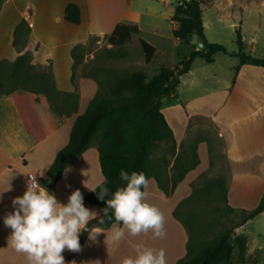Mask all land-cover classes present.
Returning a JSON list of instances; mask_svg holds the SVG:
<instances>
[{"label": "crops", "instance_id": "0c3cea01", "mask_svg": "<svg viewBox=\"0 0 264 264\" xmlns=\"http://www.w3.org/2000/svg\"><path fill=\"white\" fill-rule=\"evenodd\" d=\"M132 1L44 0V6L39 7V0H8L0 12V28L7 27L8 34H12L24 17L28 6L34 7L29 39L31 43L38 44L37 58L50 62L54 90L49 94L48 103L49 111L57 123V130L37 143L35 138L26 132L16 109L15 114L12 112L4 123L0 122V161L9 155L16 154L19 157L17 168L8 163L0 164V192L5 191L0 194V254L13 256L12 264H28V261L24 254L17 253L12 248L9 237L12 230L4 226L3 218L13 210L12 199L22 196L26 191L28 174L36 173L38 180H46L47 171L57 153L69 142L75 119L85 112L89 102L98 93V81H105L108 72L102 65L107 64L108 61L103 62L106 58L102 59L103 54H99L101 48L105 49L104 54L116 53L115 56H111L117 58L120 63L127 61V47L130 42L123 46H114L109 44L107 39L120 22L138 26L140 12L132 11L134 10ZM229 1L233 3V7L237 3V8L234 9L241 13L264 12V0ZM70 3L77 4L81 14L80 28L73 38L67 36L63 23L66 7ZM261 30L260 25L255 28L256 35L251 39L253 44L257 42ZM92 38L97 39L93 46L90 45ZM77 45H82L86 51L81 65L76 69L72 49ZM238 64L232 68L230 78L219 80L216 94L221 98V103L216 111L208 113L211 117L195 114L183 103L172 106V122L166 116L175 136L177 154L197 143L200 160L199 165L186 174L172 195L167 196L154 178L148 180L144 189L147 192L146 201L159 202L161 209H164L162 211H165L164 223L168 226L169 232L160 239L170 241V245L164 249L167 264H176L186 256L189 240L188 229L174 217L173 212L182 200L192 194V183L210 168V144L206 139L197 140L192 136L191 127L198 129L206 123L222 141L221 151L228 171L225 185L228 205L231 208L251 211L263 198L261 194H264V68L245 64L237 72ZM101 71L105 75L101 74ZM74 93L78 95L76 105L73 102L74 98L68 96ZM178 96L177 92L172 99L175 100ZM74 107L76 112L67 116L66 113ZM40 171H43L42 177L39 175ZM93 175L96 176L97 182L104 180L99 165L97 143H94L65 170L54 188L57 200L59 201L56 193L58 194L64 187L70 192L79 189L85 198L91 192L87 187L93 185ZM43 184L46 188L49 183ZM9 186L10 190L6 191ZM253 194L260 196L253 199ZM249 201L255 202L256 206L253 209H248ZM84 204L89 209L102 214L100 207L85 202ZM258 218L264 219V212L241 226L238 235L245 236L243 232ZM114 227H122V225L113 224L108 229H92L94 232L108 233ZM136 237L141 240L142 235L126 236L125 234L122 238L127 239L133 247V240ZM149 240L155 241V238ZM90 244L91 240L87 235L83 247L72 260L67 259L70 251L66 250L68 264H75L77 259L87 252ZM147 245L148 248L155 249L149 243Z\"/></svg>", "mask_w": 264, "mask_h": 264}, {"label": "trees", "instance_id": "16d2710c", "mask_svg": "<svg viewBox=\"0 0 264 264\" xmlns=\"http://www.w3.org/2000/svg\"><path fill=\"white\" fill-rule=\"evenodd\" d=\"M7 1L0 7V12ZM38 5L43 7L44 0H39ZM201 5L202 0L182 1L175 8L171 21L177 25L173 30L175 38L188 43L192 35L196 33L205 49L191 51L188 58L180 61L177 66L170 67L162 62L163 55L158 52L154 45L143 38H139L145 63L152 66L153 62L158 60L161 64L156 75L148 77L142 71H134L123 75L113 74L112 79L106 85L98 81V93L89 102L85 112L75 119L68 144L57 153L47 171L46 180L42 179V183L48 182L51 188H55L65 170L73 165L94 143H97L101 173L104 180H107L106 186L111 192H115L119 187L126 185V182L119 178L120 170L124 169L129 175L132 172H143L148 180L154 178L159 188L167 196L174 193L178 184L189 171L199 165L200 160L197 154V143L190 145L188 152L177 154L174 133L162 112V99L177 95L181 77L190 72L192 64L197 58L204 59L211 64L214 62V56L217 53H222L239 59V64L236 67L237 72L245 64L264 68V59L245 52L243 37L239 29L236 30L237 51L235 52L228 51L221 44L208 42ZM33 14L34 7L28 6L24 17L13 31L10 44L1 42L8 32V28H0V56L3 55V58L0 59V79H12L16 81V84L22 85V88L18 87L0 93V97L10 96L26 132L31 134L39 143L57 130V123L49 111L48 103L49 94L54 90L51 73L50 87L44 86L43 91L29 89L33 87V82L37 79L36 74H31V66L24 53L29 45H34L33 52L35 54L38 50V44L31 43L29 39ZM80 22L79 6L75 3L68 4L63 23L69 38L77 35ZM140 33L139 26L120 22L107 40L111 45L123 46L132 40L133 35ZM85 51L86 48L82 45H77L72 49V56L75 61L74 68L77 69L81 65ZM13 55H17L15 59H11ZM4 60L11 61L7 66L8 70L1 68V65L5 63ZM39 60L43 61L44 59ZM50 68L51 65L48 61L49 72ZM39 77L43 82L44 76L40 75ZM0 84H2L1 80ZM42 84L45 85V83ZM103 89L107 90L105 94H101ZM68 96L74 98L75 101L73 102L76 105L78 95L74 93ZM75 112L76 107L67 112L66 115L69 116ZM162 142L169 146L171 156L174 159L172 168L175 173L172 177H168L166 172L162 171L160 164L152 160L157 145ZM201 180H206L205 174H201L192 183V194L182 200L175 208L173 215L179 221L181 220L177 214L180 207H189L193 204L199 195L195 192L194 186ZM225 184V181L219 178L209 181V185L219 188L224 201L228 204ZM84 202L101 209L105 207L104 201L99 200L92 191L85 196ZM263 212L264 197L253 210L241 211V221L234 225L230 231L222 232L214 240L202 244L197 241L196 236L189 235L187 254L176 264H233L235 250H237L238 260L245 262L248 240L242 235H236L231 240V231L245 225ZM109 214L111 215V213ZM89 223L92 228L101 229H108L116 224L114 220L102 225L97 224L96 220ZM87 235L88 233L84 232L80 237L81 248ZM79 251H70L67 259L72 260Z\"/></svg>", "mask_w": 264, "mask_h": 264}, {"label": "rangeland", "instance_id": "374dc122", "mask_svg": "<svg viewBox=\"0 0 264 264\" xmlns=\"http://www.w3.org/2000/svg\"><path fill=\"white\" fill-rule=\"evenodd\" d=\"M5 1L0 0V7ZM182 1L184 0H133L131 3L134 10L132 11L140 12L138 26L141 28V33L133 36V39L128 44V59L126 62L120 63L117 58H113L116 53L111 52L113 56L104 54L105 49L101 48L99 54H103L101 56L102 59L106 58L103 62L108 61L107 64L103 63L102 66L108 73L105 76V81L102 82L100 80V82L106 85L112 79L113 74L123 75L134 71H142L148 77L156 75L161 64L158 60L154 61L152 66L145 63L139 38H143L154 45L158 52H161L163 55L162 62L170 67H175L180 61L188 58L191 51L204 50L205 47L201 46L202 42L196 33L192 35L188 43L178 40L173 35V30L177 25L171 21V16L177 5ZM201 8L203 11L202 17L205 35L208 42L221 44L228 51L235 52L237 51L236 30L239 29L244 39L245 52L254 57L264 59V12L261 14L256 11L241 13L237 9H234L237 8V3L233 7V3L229 0H202ZM258 25L261 26L262 30L258 33L257 42L253 44L251 39L256 35L255 28ZM12 34H8L7 32L1 42L10 44ZM96 40V38H92L90 45L93 46ZM33 47L34 45L27 46L24 52L31 66V74L37 75V79L33 82V87L29 89L43 91L45 89L44 86L50 87L51 85L48 60H39L33 52ZM16 56L13 55L11 59H15ZM1 58H3V55L0 56ZM97 59L99 60L100 58ZM4 62L1 68L8 70L7 66L11 61L4 60ZM238 63L239 60L237 58L222 53H217L214 56V63L211 64L201 58L195 59L190 72L181 77L178 98L174 100L172 97H164L162 99V112L165 117L167 116L170 122H172V106L180 105L181 103L188 105L195 114L211 117L208 113H211L213 110L216 111L217 106L221 103V98L216 94L219 80L230 78L232 68ZM101 74L105 75L103 71H101ZM40 75L44 76L43 82L39 77ZM0 80L2 82L0 84V93L11 91L18 87L22 88L21 84H16V81L12 79ZM42 83H45V85ZM106 91L103 89L101 94H105ZM12 112L15 114V106L10 96L4 95L0 97V122L4 123L11 116ZM202 125L198 129L191 127V132H193L192 136H195L197 140L201 138L209 142L210 168L202 173L205 174L206 180H201L194 186L195 192L199 194L198 197L195 198L191 206L182 207V212V208L180 207L177 217L184 223L189 231V235L196 236L197 241L203 244L214 240L224 231H230L234 225L241 221L242 214L241 210L231 208L224 201L223 194L219 188L209 185V181L216 178L224 180L226 183L228 171L224 155L221 151V139L206 123ZM182 152L185 153L188 150L184 148ZM18 160L19 157L16 154L9 155L1 160L0 164L8 163L17 168L19 166ZM152 160L160 164L162 171H165L168 177H172L175 173V170L171 167V165L173 166L174 159L166 143L162 142L157 145ZM93 180L94 183L92 184L97 183L95 175H93ZM39 182L44 186L40 180ZM46 188L55 194L54 188H51L49 184ZM70 194V190L65 187L58 194L56 193L61 203H66ZM261 195L264 197V194ZM259 196L260 194H253L252 198L256 199ZM148 203L156 206L162 213L165 212L162 211L164 209H161L159 202L149 201ZM255 206L254 201L247 203L248 209H253ZM239 228L231 231V240L234 236L238 235L240 232ZM164 230L166 234L169 232V228L165 223ZM243 233L248 238L247 256L245 262H240L237 250H235L233 264H264V219H256ZM125 234L126 236H131L127 230H125ZM141 235V240H138L137 237L133 240L134 246L132 247L127 239L121 238L120 241L113 242L111 240V231L100 233L96 241H91L87 252L83 253L75 264H122L124 258L136 256L138 245L148 247L147 243H149L157 251H164L165 247L170 245V241H161L160 238L154 237L151 230L147 234L141 233L137 236ZM151 238H155V241L149 240ZM62 255L64 256L65 264H68L66 250ZM13 261V256L0 254V264H12Z\"/></svg>", "mask_w": 264, "mask_h": 264}, {"label": "clouds", "instance_id": "9594fccd", "mask_svg": "<svg viewBox=\"0 0 264 264\" xmlns=\"http://www.w3.org/2000/svg\"><path fill=\"white\" fill-rule=\"evenodd\" d=\"M39 175L42 177L43 171ZM119 178L126 185L115 192L106 186V179L87 187L105 203L101 209L103 215H100L85 206L79 189L71 192L66 203H61L54 193L40 184L36 173L28 176L26 191L12 199L13 210L3 218L4 226L12 230L9 236L12 248L24 254L28 264H65L62 253L79 251L84 232L91 241H96L103 233L93 231L89 223L93 220L100 225L112 220L122 225L110 229L113 242L121 240L125 229L131 236L147 234L151 230L154 237L163 238L166 235L164 215L146 201L144 189L148 179L145 174L132 172L129 175L121 169ZM9 190L10 186L6 191ZM122 264H167V261L163 250L138 245L136 256L124 258Z\"/></svg>", "mask_w": 264, "mask_h": 264}, {"label": "built area", "instance_id": "2783aa9c", "mask_svg": "<svg viewBox=\"0 0 264 264\" xmlns=\"http://www.w3.org/2000/svg\"><path fill=\"white\" fill-rule=\"evenodd\" d=\"M32 174H28V176H31ZM28 176H27V180H28Z\"/></svg>", "mask_w": 264, "mask_h": 264}, {"label": "water", "instance_id": "95a60500", "mask_svg": "<svg viewBox=\"0 0 264 264\" xmlns=\"http://www.w3.org/2000/svg\"><path fill=\"white\" fill-rule=\"evenodd\" d=\"M201 46H203V44H201Z\"/></svg>", "mask_w": 264, "mask_h": 264}]
</instances>
